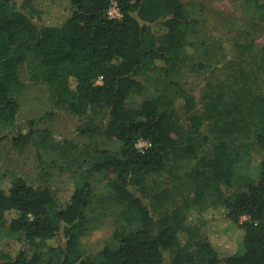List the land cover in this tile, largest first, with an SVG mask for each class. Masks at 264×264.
I'll return each instance as SVG.
<instances>
[{"label":"trees","instance_id":"1","mask_svg":"<svg viewBox=\"0 0 264 264\" xmlns=\"http://www.w3.org/2000/svg\"><path fill=\"white\" fill-rule=\"evenodd\" d=\"M237 2L200 35L198 1L0 0V142L37 157L34 175L0 178V264H264V0ZM32 83L51 106L24 119ZM57 109L91 141L40 127Z\"/></svg>","mask_w":264,"mask_h":264},{"label":"rangeland","instance_id":"2","mask_svg":"<svg viewBox=\"0 0 264 264\" xmlns=\"http://www.w3.org/2000/svg\"><path fill=\"white\" fill-rule=\"evenodd\" d=\"M188 1H198L200 5H204L205 10L204 14L206 16L205 22H202L200 25V35L209 34V25L208 18H212L213 22L217 27L222 26L223 20L226 17L230 16L232 13L237 17L241 16L244 11V7L237 2V0H188ZM116 7H111V11H113V15H117ZM54 12L51 10L50 14ZM264 41V36L259 35L256 36L254 42L256 44H261ZM154 86V84H153ZM134 104L133 101H131ZM50 101H49V91L48 86L43 83H32L27 86L23 94L21 95V110L20 117L24 119H29L32 117L41 116L44 112L50 109ZM183 112V111H182ZM183 122L187 124L185 120V116L183 115ZM80 122L78 116L73 114L71 111L67 109H57L52 118L47 119L46 121L41 122L40 127L47 128L51 130L54 135L59 139H65L67 137H73L75 141L79 144H85L91 141V137L85 134H75L76 126ZM103 145H109L107 139L102 140ZM145 142L141 141L139 143L140 147H143ZM37 157L36 151L33 146H28L23 151L18 150L12 144L9 139L2 140L0 142V178L6 173L10 172L13 174H30L34 175L37 167ZM56 179L54 185L58 188L59 196L62 197L63 201H66L72 191V182L70 180V176L67 173L58 172L55 173ZM217 214V213H216ZM210 219H215L217 215L210 213L208 215ZM218 219L222 220L219 218ZM109 225L112 226L110 223ZM111 226H103V229L93 228L90 232L85 236V243L90 248H98L102 241L106 239L111 233ZM218 224L209 223L206 227L208 234L211 236L212 240L218 247H222V250L225 251L230 249L232 246V239L230 238V232H225L223 229L218 228ZM221 230V233H220ZM15 236L6 237L3 240L2 248L4 250H10L13 245L16 243Z\"/></svg>","mask_w":264,"mask_h":264},{"label":"built area","instance_id":"3","mask_svg":"<svg viewBox=\"0 0 264 264\" xmlns=\"http://www.w3.org/2000/svg\"><path fill=\"white\" fill-rule=\"evenodd\" d=\"M112 7H116L115 5L114 6H112ZM116 13H117V15H113V11H111V9H110V14L112 15V16H114V17H116V16H119L120 15V12H119V9L116 7Z\"/></svg>","mask_w":264,"mask_h":264}]
</instances>
